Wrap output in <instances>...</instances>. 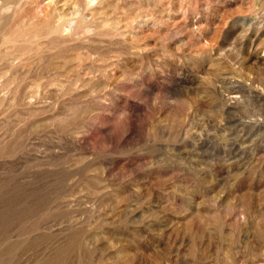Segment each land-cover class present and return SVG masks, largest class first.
<instances>
[{
    "label": "clouds",
    "instance_id": "clouds-1",
    "mask_svg": "<svg viewBox=\"0 0 264 264\" xmlns=\"http://www.w3.org/2000/svg\"><path fill=\"white\" fill-rule=\"evenodd\" d=\"M30 6L0 0V264H212L201 242L229 217L237 231L264 225L261 206L236 208L264 192L249 171L256 134L243 144L239 128L205 123H225L218 100L264 104V64L242 68L245 41L264 57V0H180L184 24L169 2L123 28H61L46 48L22 18Z\"/></svg>",
    "mask_w": 264,
    "mask_h": 264
},
{
    "label": "rangeland",
    "instance_id": "rangeland-1",
    "mask_svg": "<svg viewBox=\"0 0 264 264\" xmlns=\"http://www.w3.org/2000/svg\"><path fill=\"white\" fill-rule=\"evenodd\" d=\"M24 7L22 18L26 24H29L33 29V34L38 38V43L45 48L56 37L52 36L59 29H71L73 32H78L81 27L87 24L98 23L101 20L112 21L114 24L118 23L121 28L125 27L124 21L134 19L137 15L151 14L156 15L164 12L163 5L171 2V13L164 12L165 16L170 15L172 20H179L180 24L185 21L181 19L183 13L178 12V5L180 0H119L120 7H117L118 0H96L93 4L90 0H15ZM139 4L142 5L144 10L140 8H129V5ZM149 5H161L157 8H149ZM192 13L189 11V19L187 23L191 25ZM91 18V19H89ZM159 18V17H158ZM152 22L149 21L143 28L140 29L136 35H144L151 31ZM137 27H139L137 25ZM179 27V25H178ZM166 29H160L162 33ZM48 37V39H45ZM207 38V36L205 37ZM119 41H105V43H118ZM149 44L155 40H148ZM222 45V39L219 41ZM90 51H100L102 54L107 52L100 44L84 45ZM248 41L244 42L243 55L248 59L242 65L245 72L251 70L250 66L255 61L257 67L264 64V57L258 58V53L255 51H248ZM8 69L3 63H0V75H3ZM27 68L18 66L9 73L10 77L14 76L17 79L23 78L27 72ZM264 75V72L261 73ZM256 83L264 87L260 79H256ZM258 88H253L252 91H258ZM221 107L213 109L214 112H222L225 114V123L219 125L215 116H210L205 120L208 125V130L212 131L214 135L226 132L229 136L233 131L239 128L249 140L242 137H237L239 143L249 144L251 134H256V143L261 145V148H256L250 145L253 149V158L250 161L249 171L253 176L264 175V165L261 160L264 159V120L259 119L264 117V104L257 105L253 102L252 96L249 95L244 99L243 103L239 106L233 107L227 103V100H218ZM227 109H232L231 114H228ZM252 117H257L253 120ZM239 121V123H237ZM223 139L224 137L221 136ZM247 149H242L246 152ZM259 205L264 208V192H256L250 189L244 197L243 204H236V208H244L246 214L255 215L253 211V204ZM234 223V216L229 217L228 222L222 226V231L216 232L212 236H207L202 241V246L206 249V255L213 254L214 260L212 264H264V225L260 227H242L237 231L232 225ZM175 245H180L182 237L173 233L171 229L167 230ZM218 249V251H216Z\"/></svg>",
    "mask_w": 264,
    "mask_h": 264
}]
</instances>
